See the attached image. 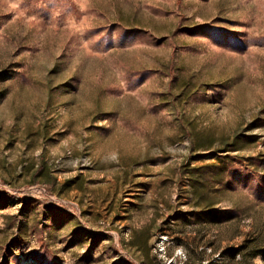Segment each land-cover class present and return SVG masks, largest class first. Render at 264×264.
Returning a JSON list of instances; mask_svg holds the SVG:
<instances>
[{"label": "rangeland", "instance_id": "374dc122", "mask_svg": "<svg viewBox=\"0 0 264 264\" xmlns=\"http://www.w3.org/2000/svg\"><path fill=\"white\" fill-rule=\"evenodd\" d=\"M0 264H264V0H0Z\"/></svg>", "mask_w": 264, "mask_h": 264}, {"label": "trees", "instance_id": "16d2710c", "mask_svg": "<svg viewBox=\"0 0 264 264\" xmlns=\"http://www.w3.org/2000/svg\"><path fill=\"white\" fill-rule=\"evenodd\" d=\"M195 182V181H194Z\"/></svg>", "mask_w": 264, "mask_h": 264}]
</instances>
